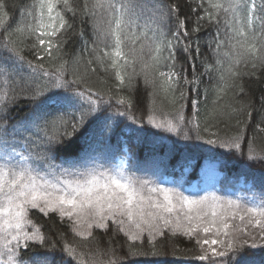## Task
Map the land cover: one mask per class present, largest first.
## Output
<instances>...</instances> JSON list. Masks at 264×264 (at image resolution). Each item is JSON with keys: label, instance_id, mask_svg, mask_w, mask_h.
<instances>
[{"label": "snow or ice", "instance_id": "obj_1", "mask_svg": "<svg viewBox=\"0 0 264 264\" xmlns=\"http://www.w3.org/2000/svg\"><path fill=\"white\" fill-rule=\"evenodd\" d=\"M206 2L208 8H204L203 2L197 6L199 10L204 11V16L197 18V27L192 31H199L200 21L206 19L216 26V39L212 43H215L217 51L224 43L219 40L220 28L223 24L225 37L231 47L236 49L238 58L257 59L255 56L257 39L261 41V51L264 52V22L259 25V33L252 29L255 4L248 7L242 0H206ZM61 6L65 11L73 12L72 18L75 19L77 9L72 8L70 0H38V15L35 16V22H26L24 26L15 30L16 34L21 35L27 32V38L35 41L31 45V54L37 60H43L44 55L53 58V53H59L63 44L60 34L74 27L65 19L64 12L60 10ZM142 8L141 0H94L91 6L85 0L83 7L78 9L83 17L91 18L98 41L106 43V48L110 49L104 50L103 56L97 55L96 61L102 64L105 57L110 58V66L115 70L120 85H123L125 80L121 75V69L129 66V57L132 58L133 74H136L134 67L136 60L143 61L145 45L141 44L139 49L136 45L142 38H149L143 34L137 36L134 31L141 15L139 10ZM3 9L4 4L0 2V28H4L7 32L8 25L5 18L8 14L3 12ZM167 9L166 13H162L160 7L154 6L153 20L159 24L167 16L168 19L175 21V31L171 33V38H168L163 28L158 27L153 30V37L149 39L147 45L150 51L149 62L142 63V70L151 69L160 79V88L165 93H171L170 102L176 104L187 99L186 92L181 88V81L183 80L185 85L198 83L199 76L193 69V79L188 80L183 71L178 72L175 69L177 50L182 49L185 55H188L193 49L191 42L184 43L189 38L188 20L180 18L177 5H168ZM259 12V19L264 21V8L259 9ZM81 23L86 21L82 19ZM13 34L7 32L8 39H0V70L6 75L8 70L17 64L27 65L32 69L22 91L29 93L25 98L33 107L30 123L36 129L38 147L43 149L38 159L44 162L47 172L44 174L38 172L25 157L21 158L22 164L18 163L15 166L8 158L0 162V241L3 242L2 249H7L6 253L0 251V256L6 254L9 264H77L76 249L70 244L65 242L58 247V241H52L43 235L34 224L32 232L26 230L25 225L32 223L28 219L30 210H35L44 216L57 214L61 221L67 218L70 221V230L80 237L91 238L93 228L103 230L105 234L111 231L112 236L108 241L111 244L123 233L126 236L124 244H127L128 251L124 257L109 260L108 264H128V257L164 255L157 251L155 246L150 252L137 250L135 243L141 241L145 233L149 237H163L165 229H169L174 235L182 230L190 238L198 236L200 231L205 234L214 232L217 237L223 231V235L228 236L229 219L234 220L237 216L241 223L247 221L245 227L239 229L240 232L251 237L248 227L258 228L259 238L264 241V200L258 205L249 207L241 205L239 201L221 202L220 198L215 196L197 199L185 196L176 189L153 186L150 181L124 176L120 170L115 172L109 169L101 170L102 166L88 168L79 162H71L65 168L53 163L55 159L53 154L62 145L73 143L78 136L90 133L93 139L102 140L111 137L117 129L122 130L128 125L118 122L109 112L106 107L109 102L104 100L103 93H94L91 88L83 87V82L79 78L65 79L64 63L54 66L55 71L49 73L43 63L33 64L26 60L18 41L11 39ZM80 35L83 36V32ZM2 36L3 33H0V37ZM212 43H209V48H212ZM125 48L128 50L125 51ZM195 51L199 54L198 44ZM258 59L264 66V55ZM121 60L123 64L120 63ZM167 61H171L165 65L169 70L160 71L162 62ZM88 63L91 64L92 61ZM253 67L255 68L256 64H253ZM215 70L213 65L205 63L204 73L200 75L211 76ZM228 72L229 78L237 75L231 67ZM220 79L223 81L225 77L221 76ZM128 80L131 82L132 75L128 76ZM145 83L154 84V81L147 78V72ZM128 86L131 87V83ZM228 86L225 82L223 87L218 88V99L219 93ZM177 92H179L178 96ZM241 92H243L242 87ZM118 103L126 105L128 109L132 108L130 101L121 99ZM193 103L198 104V101ZM183 108L184 104L180 103L175 122L166 120L157 123L151 115L146 122L132 117V124L139 125L135 132H149L151 129L147 126L151 125L155 129L177 136L183 132L182 139L185 140L203 139L199 132L192 136L189 135L190 130H185V117L180 114ZM0 112L7 115L4 109H0ZM119 115L127 117L128 113L125 111ZM187 123L191 124L192 121L189 120ZM69 126L71 132L67 131ZM59 127H64L65 132L58 133L56 129ZM196 127L198 128V125ZM49 129L53 130L52 134H49ZM41 132L43 135L40 134ZM206 143L228 149L229 154L243 155L239 133L225 139L219 137L208 139ZM248 159L256 160L264 157L253 156L250 149ZM209 216L210 219L205 220V217ZM194 221L197 223L194 224ZM109 223L114 225V228L110 229ZM58 235L62 241L64 234ZM251 238L253 242L250 245L247 239L229 240L227 243L221 239L197 240L203 254L187 259L205 262L210 258H223L232 253L235 257L232 264H246V258L252 254L251 249L264 250V243H257L255 237ZM13 241L15 247H9ZM124 244L121 245V250ZM206 245L209 248L206 249ZM215 246H223L225 250L218 251ZM30 247H39L41 250L34 252L27 260L17 259V249L23 252ZM79 264L85 262L80 260Z\"/></svg>", "mask_w": 264, "mask_h": 264}, {"label": "trees", "instance_id": "obj_2", "mask_svg": "<svg viewBox=\"0 0 264 264\" xmlns=\"http://www.w3.org/2000/svg\"><path fill=\"white\" fill-rule=\"evenodd\" d=\"M0 2L4 4L3 12L8 14L5 18L8 25L7 32L14 33L11 39L18 41L26 60L33 64L43 63L49 73L55 71L54 66L64 63L65 79L79 78L83 82V87L91 88L94 93H103L104 100L109 102L106 105L109 112L118 122L128 125L122 130L117 129L111 137L102 140L93 139L90 133L78 136L73 143L62 145L53 154L55 157L53 163L69 166V163L82 161L97 151L100 152L102 160L108 161L121 154L123 147H126L129 155L127 167L135 174L157 175L158 178L181 177L184 168L187 165L192 166L193 171L189 175H183L185 180L182 186H184L197 177L204 158H214L221 161L222 169L226 172L222 184L232 178L237 180L245 177L252 181L258 192L264 193V159H248L250 149L253 156L264 157V66L258 59L264 55L261 51V41L257 39L255 44L257 59L238 58L236 49L231 47L225 37V28L222 24L219 40L224 43L217 51L215 43H212L216 39L214 24H210L206 19L201 20L200 30L192 31L197 27V18L204 16V11L199 10L197 6L203 2L204 8H208L206 0H141L143 8L139 10L140 19L134 28L137 36L143 34L150 39L153 37V30L159 27L163 28L168 38H171V33L175 31V21L168 19L167 16L159 24L153 20L154 6L160 7L161 12L166 13L168 5H177L180 18L188 20L189 38L184 43L191 42L193 50L188 55H185L182 49L177 50L175 69L178 72L183 71L188 80L193 79L194 69L199 81L185 85L182 80L181 88L186 92L187 99L176 104L170 102L171 93H165L160 88L159 77L151 69L142 70V63L149 62L150 51L147 46L149 39L142 38L136 45L137 49L141 44L145 45L143 61L137 59L134 64L136 74H133L131 57H129V66L121 69V75L125 77L123 85H120L115 70L110 66V58L105 57L102 64L96 61L97 55L103 56V51L110 49L106 48V43L98 41L91 18L83 17L79 13L78 9L83 7L85 0H70L72 8L77 9L75 19L72 18L73 12H67L61 6L60 10L64 12L65 19L74 27L60 34L63 44L59 53H53V58L44 55L43 60H37L31 54V45L35 41L27 38V32L22 35L15 33V30L24 26L26 22H35V16L38 15V0H0ZM87 2L91 6L94 0ZM242 2L248 7L255 4L252 29L259 33V25L264 22L259 19V9L264 8V0H242ZM82 19L86 23H81ZM7 32L4 28H0V33H3L0 39H8ZM81 32L83 36L80 35ZM209 43H212V48H209ZM197 44L199 54L195 51ZM89 61L92 63L89 64ZM120 63L123 64V60ZM167 63L171 61L162 62L159 70L167 72L169 70L165 66ZM205 63L213 65L216 69L211 76L200 75L204 73ZM253 64H256L255 68ZM230 67L237 73L231 78L228 72ZM31 71L32 69L27 65L19 64L9 69L6 75L0 70V109H4L7 113L4 115L0 112V154L7 150L21 151L26 153L40 169H45L44 162L38 159L43 149L38 147L36 129L30 123L33 107L25 98L29 93L22 91ZM146 72L147 78L154 81V84L145 83ZM129 75H132L131 82L128 80ZM221 76H224L225 80L222 81ZM225 82L229 86L219 93L218 99V88L223 87ZM129 83L131 87L128 86ZM176 95L178 96L179 92ZM121 99L130 101L132 108L128 109L126 105L119 104L118 101ZM194 101H198V104L193 103ZM180 103L184 104L180 114L185 117V130H190L189 135L192 136L199 132L203 139L185 140L182 139L183 132L177 136L155 129L151 125L147 126L151 129L149 132H135L139 125L132 124V117L146 122L151 115L157 123L166 120L175 122ZM125 111L128 113L127 117L119 115ZM189 120L192 121L191 124L187 123ZM52 131L49 129V134H52ZM56 131L62 134L65 128L59 127ZM67 131L71 132L70 126ZM153 132L159 134L153 135ZM238 133L241 135L242 156L229 154L228 149L206 143L208 139H217V137L225 139L234 137ZM40 134L43 135V132ZM28 219L43 235L52 241H58V247L66 242L75 248L77 264L80 260L85 264H108L109 260L124 257L128 251L127 244H124L126 236L123 233L109 244L111 231L105 234L103 230L93 228L91 238L80 237L70 230V221L67 218L61 221L57 214L44 216L35 210H30ZM109 228H114V225L109 223ZM59 233L64 234L62 241ZM122 244L124 247L121 250ZM153 246L164 255L128 257V264H232L235 259L232 253H229L223 258H210L205 262L189 261L187 258L199 257L203 254L197 238L195 236L190 238L183 232L174 235L169 229H165L163 237H149L145 234L141 241L135 243L137 250L143 252H150ZM40 250L39 247H30L23 252L17 249V259L27 260L30 255ZM250 251L252 254L246 258V264H264V250L254 248Z\"/></svg>", "mask_w": 264, "mask_h": 264}, {"label": "rangeland", "instance_id": "obj_3", "mask_svg": "<svg viewBox=\"0 0 264 264\" xmlns=\"http://www.w3.org/2000/svg\"><path fill=\"white\" fill-rule=\"evenodd\" d=\"M128 152L127 148L123 147L122 153L117 155L115 158L110 159L108 161H104L101 159L100 152L97 151V153L91 154L88 158H85L82 161H79V163L83 164L84 166L88 168L92 167H101V170L103 169H109L113 172L116 170H120V172L123 173L124 176H132L135 178H138L139 180H146L150 181L153 186L159 185L165 188H172L176 189L179 192L183 193V195L192 197V198H200L204 196L208 197H219L221 202H225L227 200H233V201H239L241 205H247V206H253L258 205L261 203L262 200H264V193L258 192L254 186L252 185L251 181L246 180L245 178L241 177L239 180H233L230 179L227 181L224 185H221L220 180L223 178L224 173L220 172V166L217 165L216 162L213 161H206L203 164V167L200 170V178L196 180L193 184L187 187H182V182L185 180V176H182L179 178H173L170 176L158 178L157 175L152 176H144L142 174H135L131 172L128 169ZM22 157H25L28 159V163L33 166L38 172L44 174L47 172V169H40L39 166L35 165L31 158L24 152L21 151H4L0 154V162H3L5 158L10 159L11 163L15 166L16 164L20 163L22 164L23 161L21 160ZM62 165V164H59ZM68 167V166H63ZM191 171V167L187 166L183 173L186 175ZM160 172V171H158ZM159 174V173H158ZM187 211V209H185ZM240 214H243V212H240ZM174 219V218H173ZM209 217H205V220H209ZM182 223H186L182 221ZM194 224L197 223L196 221L193 222ZM230 227L228 229L229 235L224 236L223 231L221 234L217 237L214 232L210 234H205L202 231H200L198 236H195L197 240H203V239H209L211 241L212 239H221L224 240L226 243L229 240H244L247 239L248 244H251L253 242L251 237L256 238L257 243H264V241H261L259 238V229H253L252 227H248V232L251 233V237H248L244 235V233L240 232L239 229H242L247 224V221L244 223H241L239 220V216H237L236 219H229ZM217 226L219 227V219L217 220ZM25 228L27 231L32 232L33 231V225L31 223L26 224ZM180 232H183L182 230ZM146 234V233H145ZM11 239V237H8ZM2 241H0V251L7 252V249H2ZM22 245V244H21ZM9 247H15V241H13L12 245ZM217 247L218 251H224L225 248L223 246H215ZM205 248H209V246H205ZM203 253V252H202ZM0 264H9L7 255L0 256Z\"/></svg>", "mask_w": 264, "mask_h": 264}]
</instances>
